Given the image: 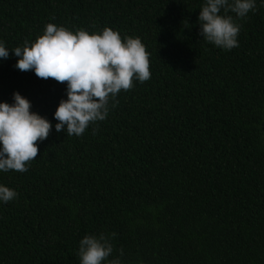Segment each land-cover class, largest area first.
I'll list each match as a JSON object with an SVG mask.
<instances>
[{
    "label": "trees",
    "instance_id": "trees-1",
    "mask_svg": "<svg viewBox=\"0 0 264 264\" xmlns=\"http://www.w3.org/2000/svg\"><path fill=\"white\" fill-rule=\"evenodd\" d=\"M203 3L0 0L9 50L47 23L110 27L141 38L151 71L76 137L54 128L66 82L0 60V101L19 91L53 124L27 172H0L18 193L0 204V264H79L101 232L123 264H264V6L229 13L242 27L225 51L199 34Z\"/></svg>",
    "mask_w": 264,
    "mask_h": 264
},
{
    "label": "clouds",
    "instance_id": "clouds-1",
    "mask_svg": "<svg viewBox=\"0 0 264 264\" xmlns=\"http://www.w3.org/2000/svg\"><path fill=\"white\" fill-rule=\"evenodd\" d=\"M264 6V0H259ZM257 10V0H204L197 18L202 39L225 51L239 47L242 25L229 13L243 19ZM223 12V14H221ZM10 51L17 57L14 67L32 71L38 78L66 82L62 98L53 114L57 133L80 137L90 125L104 121L111 108L119 103L121 91L132 89L135 82L151 78L150 53L139 36H124L104 27L91 33L47 23L42 35L34 41L9 50L0 40V60ZM31 101L15 91L12 103L0 101V172H27L29 163L38 155V142L48 138L53 124L31 111ZM93 128V134L96 132ZM18 193L0 184V204L17 198ZM116 233L88 234L79 241V264H123L119 256L109 259L114 251Z\"/></svg>",
    "mask_w": 264,
    "mask_h": 264
}]
</instances>
